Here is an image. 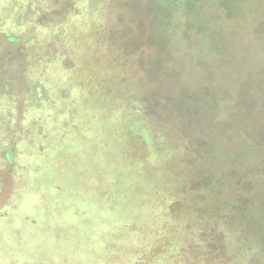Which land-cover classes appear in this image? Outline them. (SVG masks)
<instances>
[{
    "label": "rangeland",
    "instance_id": "obj_1",
    "mask_svg": "<svg viewBox=\"0 0 264 264\" xmlns=\"http://www.w3.org/2000/svg\"><path fill=\"white\" fill-rule=\"evenodd\" d=\"M196 4L0 0V264H264V0Z\"/></svg>",
    "mask_w": 264,
    "mask_h": 264
},
{
    "label": "trees",
    "instance_id": "obj_2",
    "mask_svg": "<svg viewBox=\"0 0 264 264\" xmlns=\"http://www.w3.org/2000/svg\"><path fill=\"white\" fill-rule=\"evenodd\" d=\"M131 1L144 3L145 5H147L150 8L154 7V6L159 7V8L166 7V9H169L170 11L172 10V11L176 12V11H179V9L181 10V8H183L184 6L189 7V8L194 10L195 8H197L196 2H198L199 0H131ZM21 9H22V7H21ZM166 16H167V18L170 17L168 14ZM166 16H165V19H167ZM132 39L133 38H130V41H132ZM162 39L163 38H160V41H162ZM14 41H16V39Z\"/></svg>",
    "mask_w": 264,
    "mask_h": 264
}]
</instances>
